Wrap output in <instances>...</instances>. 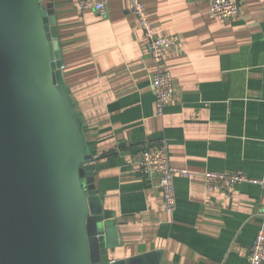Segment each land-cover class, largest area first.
<instances>
[{
    "label": "crops",
    "instance_id": "1",
    "mask_svg": "<svg viewBox=\"0 0 264 264\" xmlns=\"http://www.w3.org/2000/svg\"><path fill=\"white\" fill-rule=\"evenodd\" d=\"M81 0H54L63 86L95 162L93 194L102 199L118 245L109 261L128 264H245L261 223L262 188L244 182L210 192L206 171L264 177V0H238L229 19L209 0H144L162 36L180 35L162 63L174 95L156 112L151 75L158 65L128 0L105 14ZM166 139L177 208L163 207L157 176L144 175L142 152Z\"/></svg>",
    "mask_w": 264,
    "mask_h": 264
},
{
    "label": "water",
    "instance_id": "2",
    "mask_svg": "<svg viewBox=\"0 0 264 264\" xmlns=\"http://www.w3.org/2000/svg\"><path fill=\"white\" fill-rule=\"evenodd\" d=\"M54 0H0V264H128L63 83Z\"/></svg>",
    "mask_w": 264,
    "mask_h": 264
},
{
    "label": "built area",
    "instance_id": "3",
    "mask_svg": "<svg viewBox=\"0 0 264 264\" xmlns=\"http://www.w3.org/2000/svg\"><path fill=\"white\" fill-rule=\"evenodd\" d=\"M111 0H81L78 4L80 10H95L105 14L107 5ZM131 10L144 31L150 55L158 65L151 75V86L155 94L156 112L162 117L174 95V81L172 73L162 66L170 48L179 49L182 46L180 35L162 36L151 22L144 0H128ZM210 13L217 19H229L240 12L238 0H209ZM141 166L144 175L157 176L162 190L163 207L169 214L177 208L176 179L190 177L191 173L171 163L168 142L162 138L155 146L146 147L142 152ZM205 187L208 191L229 190L237 184L251 182L261 186L259 216L261 219L255 241L248 254L245 264H264V177L251 179L242 173H229L206 171L203 174ZM220 264H229L222 262Z\"/></svg>",
    "mask_w": 264,
    "mask_h": 264
}]
</instances>
